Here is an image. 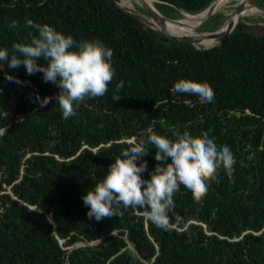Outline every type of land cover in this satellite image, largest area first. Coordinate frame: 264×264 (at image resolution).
<instances>
[{"label": "trees", "instance_id": "obj_1", "mask_svg": "<svg viewBox=\"0 0 264 264\" xmlns=\"http://www.w3.org/2000/svg\"><path fill=\"white\" fill-rule=\"evenodd\" d=\"M210 1L154 5L179 19V9L195 14ZM25 18L77 41H103L114 52L116 75L103 97L86 99L64 120L55 100L45 107L36 100L59 91L41 73L7 65L0 71V110L9 113L0 119L7 126L0 138V264H264V32L243 18L204 49L148 27L115 0H0V47L25 41ZM223 18L214 14L196 31H212ZM12 21L20 27L10 29ZM181 79L211 89L215 106L176 93ZM149 129L169 139L214 138L236 161L234 183L220 170L202 201L183 192L176 198L172 222L181 230L168 236L139 208L89 219L81 198ZM155 151L141 158L145 179L158 163Z\"/></svg>", "mask_w": 264, "mask_h": 264}, {"label": "clouds", "instance_id": "obj_2", "mask_svg": "<svg viewBox=\"0 0 264 264\" xmlns=\"http://www.w3.org/2000/svg\"><path fill=\"white\" fill-rule=\"evenodd\" d=\"M223 23V22H222ZM20 27L12 21L9 28ZM23 27L28 29L24 42H15L11 50L0 47V71L24 67L28 75L42 74V80L54 84L58 93L54 97L36 96L40 107L52 100L59 105L64 120L76 116V109L86 99L103 97L109 91V84L116 73L112 65L113 50L99 39L77 41L70 34L58 31L49 24H41L25 18ZM43 60L45 63H39ZM6 80L21 81L4 72ZM123 81L116 84L119 91ZM174 90L189 101L211 109L215 106V96L207 87H196L190 81L178 80ZM120 96H113V100ZM7 111L0 110V119L7 117ZM7 133V126L0 127V138ZM146 138L133 140L108 166L107 172L92 187L82 194V202L87 208L86 215L97 222L117 215L121 209L139 208L145 218L163 235L180 231L173 226L174 201L181 193L188 194L195 202H200L207 194L211 181H216L223 170L230 182L234 181L233 152L228 145H217L214 138L202 136L201 142L191 137L174 133V139L148 130ZM154 148V159L158 162L154 171L145 179L147 162L141 158ZM139 259V257H137Z\"/></svg>", "mask_w": 264, "mask_h": 264}, {"label": "water", "instance_id": "obj_3", "mask_svg": "<svg viewBox=\"0 0 264 264\" xmlns=\"http://www.w3.org/2000/svg\"><path fill=\"white\" fill-rule=\"evenodd\" d=\"M116 3L125 10L126 13L134 16L135 18H137L138 20H140L141 22H143L145 25H147L148 27L157 30L165 35H169L171 37L180 39V40H185L187 42H190L191 44L195 45L197 48H210V47H214L216 45H219L223 38L228 35L235 27L236 23H238L241 20L242 16L244 15V4L241 2L240 4H237V6H235V8L232 10L231 14H228V16L226 17V19L223 21V23L218 26L216 29L212 30V31H196V29L201 26L214 12H211V7L213 5L214 0H211L210 3L201 11L195 13V14H189L183 10L179 9L180 14L182 15L181 18L179 19H172L169 18L167 16H165L164 14H162L153 4V6H150L142 1H138L136 2L137 7L141 8L142 10H139L137 8H134L133 10H128L125 7H123L121 4H119V0H115ZM153 2H158V0H153ZM256 12L255 13H251V14H258V15H264V7L263 6H259V5H254ZM203 14V17L200 19V21H198V23L193 27L195 35L193 34H187V33H183V34H178V33H174V32H170L165 30L166 26L164 23V21L166 23H172V24H176L179 25L177 23V21L184 19L186 16H196L198 14ZM237 18L235 21H233L231 23L230 29L228 31H225V28L228 24H230L231 20H233L234 18H232V16H234ZM206 37V39H211L212 40V44L205 46L201 42V40H203L202 38ZM199 44H196L195 42H198ZM126 239V236H123ZM127 240V239H126ZM128 242V247L135 251L132 243L130 241ZM144 264H149L147 261H143Z\"/></svg>", "mask_w": 264, "mask_h": 264}, {"label": "bare ground", "instance_id": "obj_4", "mask_svg": "<svg viewBox=\"0 0 264 264\" xmlns=\"http://www.w3.org/2000/svg\"><path fill=\"white\" fill-rule=\"evenodd\" d=\"M131 1H133V4ZM138 1H142L150 6H153L154 4L153 0H120V4L128 10H133L135 8L134 4ZM229 1L231 0H214L213 5L211 7V12H215L217 10L224 8ZM241 2L243 3V0H239L238 4H240ZM232 10L229 12V14H231ZM244 10H245L244 15H249L251 13L256 12L255 7H251V6H244ZM202 17H203V14L201 13L196 16H186L184 19L177 21L179 25L172 24V23H166L165 21L163 24H165L166 26L165 30L167 31L178 33V34L187 33V34L195 35L193 27L198 23V21H200ZM232 18L234 19L231 20L230 24L226 26L225 31H228L230 29L231 23L237 19L235 15L232 16ZM202 39L203 40H201L200 43L203 42L205 46L212 44L211 39H206V37H203ZM195 43L199 44V41Z\"/></svg>", "mask_w": 264, "mask_h": 264}, {"label": "rangeland", "instance_id": "obj_5", "mask_svg": "<svg viewBox=\"0 0 264 264\" xmlns=\"http://www.w3.org/2000/svg\"><path fill=\"white\" fill-rule=\"evenodd\" d=\"M133 4V1H131ZM232 2V3H231ZM239 3V0H231L229 1L226 6L220 10L215 11L214 14H222L224 16L223 21L226 19V16H228L229 12L237 6ZM120 4V0H119ZM244 6H251L254 7V5H259L264 7V0H243ZM135 8L138 9L136 3L134 4ZM211 15V16H212ZM182 17V15H181ZM260 17V18H259ZM248 18L247 23L254 25L255 31L262 33L264 32V15H258V14H249L242 16L241 19ZM260 26V27H257Z\"/></svg>", "mask_w": 264, "mask_h": 264}]
</instances>
